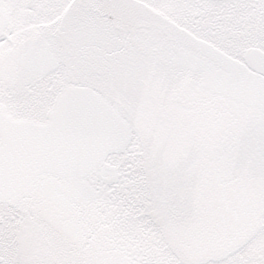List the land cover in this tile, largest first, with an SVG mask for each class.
<instances>
[{
	"label": "snow or ice",
	"instance_id": "1",
	"mask_svg": "<svg viewBox=\"0 0 264 264\" xmlns=\"http://www.w3.org/2000/svg\"><path fill=\"white\" fill-rule=\"evenodd\" d=\"M0 264H264V0H0Z\"/></svg>",
	"mask_w": 264,
	"mask_h": 264
}]
</instances>
